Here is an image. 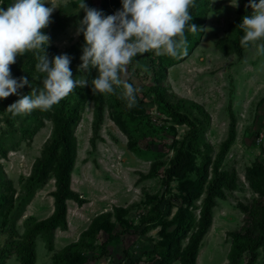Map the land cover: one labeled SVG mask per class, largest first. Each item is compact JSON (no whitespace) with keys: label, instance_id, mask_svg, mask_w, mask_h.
<instances>
[{"label":"rangeland","instance_id":"1","mask_svg":"<svg viewBox=\"0 0 264 264\" xmlns=\"http://www.w3.org/2000/svg\"><path fill=\"white\" fill-rule=\"evenodd\" d=\"M107 1L86 0V3L105 15L122 8V4L110 6ZM244 2L239 0L237 6L231 0H207V12L201 16L197 32L186 36V58L169 66L162 80L170 93L169 99L173 102L181 100L184 103L182 110L198 119L199 135L193 139L197 149V171L174 178L166 185L165 169L188 127L172 123L158 108L150 92L155 82L154 67L162 54H157L156 50L138 54L121 72L122 79L132 82L138 89L132 108L121 96L119 104H116V95L110 96L109 102L103 104L102 121L94 134L96 103L89 99L83 105L75 129L77 157L70 186L85 202L79 205L72 199L67 200L70 211L67 210V229H55L52 242L45 232L35 234L37 258L34 264H54L55 255L79 241L81 233L101 213L111 214L112 232L119 233L104 248L101 244L107 238L106 231L100 230L94 238H88L93 249L84 246L82 253L87 260L83 264H158L160 258L151 251L161 240V223L139 225L136 230L134 225L140 223L142 215L151 213L152 206L161 197V220L171 219L179 206L186 205L184 199L190 194L194 195L189 209L196 223L206 183L200 187L192 181H199L201 177L198 168L202 173L207 172V179L211 177L212 162L228 137L233 116L235 138L221 169L236 171V188L225 190L223 198H216L212 224L197 257V264L229 263L232 242L229 233L238 230L245 218L239 204H248L258 196L248 179L249 168L259 164L264 166V56L257 54L258 45L264 43V38L243 47L240 54L234 49L235 24ZM53 4L57 8L44 28L50 36L49 45L56 46L58 54H69L74 78L84 76L85 71L80 72L78 66L82 63L85 41L77 29L85 12L80 10L79 0H53ZM4 6L7 7V3ZM29 53L25 54L28 56ZM24 61L27 67H32L31 61L18 58L12 64V75L27 76L30 84L18 89L16 94L0 98V194H13L14 197L6 224H3L0 212V264L20 263L19 245L28 230L34 222L48 217L54 208L51 194L55 188L54 179L36 187L30 179L36 158L42 155L46 142L52 137L53 123L45 120L44 125L34 131L29 113L13 116L7 110L20 95L30 93L32 83L42 79L43 74L23 71L20 63ZM192 102L202 105L207 116L190 108L188 105ZM111 108L126 122L136 142V151L128 148L127 135L110 118ZM92 140L95 141L94 148ZM153 165L156 174L147 176ZM151 196L156 198L151 200ZM116 207L121 208L123 217L132 223L130 230L122 231L114 213ZM174 225L169 229H174ZM186 241L187 238L182 246ZM245 262L246 258L241 264ZM171 264L181 263L173 261ZM255 264H264V248L259 249Z\"/></svg>","mask_w":264,"mask_h":264},{"label":"trees","instance_id":"2","mask_svg":"<svg viewBox=\"0 0 264 264\" xmlns=\"http://www.w3.org/2000/svg\"><path fill=\"white\" fill-rule=\"evenodd\" d=\"M110 6L122 4V0H108ZM207 0H194L190 6L189 11L192 15V23L197 26L195 31L186 27L185 35H191L197 32L199 24H201V16L207 12ZM252 11L248 6V0H245L242 6V12L238 16L235 24L234 49L237 53H241L243 46L240 44V37L243 31L238 27L244 15ZM191 21L189 22V24ZM44 31V29H43ZM50 57L58 55L57 47L48 45L47 48ZM186 55L172 57L167 54H162L157 65L154 67V85L150 88L154 102L158 108L163 110L169 117L172 123L178 125H186L188 132L184 135L180 144L174 150L173 157L170 159L169 165L165 169L166 185L168 186L174 178L186 177L187 174L197 171L195 153L197 152L193 139L197 138L198 133V119L193 117L187 111L182 110L184 105L181 100L173 102L169 99L168 88L163 85V79L166 75V70L169 66L177 64L186 58ZM25 58L31 61L32 67H27L26 61L20 63L23 71L27 74H32L35 71L36 58L32 52L24 55H18L17 59ZM12 69L14 68L13 65ZM34 68L35 70H33ZM39 73V72H37ZM41 74V73H40ZM96 74L92 69L89 73L85 71L84 76L91 80L92 76ZM43 76V75H42ZM42 87L41 81L32 83L29 87L31 92L32 87ZM120 92V90H119ZM117 93H94L91 85L84 87H76L69 93V97H63L58 103L54 104L49 110H41L40 108L33 109L30 113V119L34 123V131L40 129L45 120H50L53 123L52 137L46 142L42 155L36 158L33 165V174L31 175L32 185L36 187L37 184H44L49 179H54V190L51 192L54 198V208L52 213L42 219L34 222L28 230L24 240L19 245L20 263L19 264H34L36 261V250L34 236L37 232H45L47 239L52 242V234L55 229H67V200L72 199L79 205L85 202V199L72 189L71 174L75 165L77 157V138L75 129L81 119V110L84 103L91 99L96 103L95 108V127L94 134L97 133L98 125L103 117V104L109 102L110 96L116 95V104H119L120 95ZM138 94V92H137ZM136 94V96H137ZM119 95V96H118ZM109 98V99H108ZM190 108L196 109L201 114L207 116L202 105L192 102L188 105ZM143 110L142 108L138 107ZM110 118L120 128V130L127 135L128 148L132 151L137 150L136 142L128 131L126 122L122 119L117 111L110 110ZM235 138V118L232 116L229 133L226 140L221 144V148L216 154L215 160L212 162V175L207 179V172L202 173L198 168L201 177L199 181H192L196 186H205V196L199 208V217L194 222V217L190 211V204L194 194H190L188 198L184 199L185 206L178 207L176 213L171 219L161 220L162 209L161 199H158L152 206V211L149 214L142 215L140 223L134 225V229L139 225H149L161 223V240L155 245L153 253L160 258L158 264H171L173 261H179L181 264H197V257L199 248L205 234L209 231L213 219V207L216 205V198H223L225 190L236 188L237 174L235 170L224 171L221 169L222 161L225 154ZM93 148L95 141L91 142ZM206 163L209 164V161ZM207 165V164H206ZM156 174L155 165L152 170L146 175L153 176ZM248 179L252 189L257 192L258 196L248 204L240 203L239 206L244 212L245 218L243 225L238 229L231 231L229 234L232 238L231 248L228 253V264H241L246 258L245 264H255L258 258V251L264 248V166L259 164L249 168ZM12 189V185H9ZM13 194H0V212L3 216V224L7 223L8 214L14 206ZM151 200L156 196H151ZM115 216L118 223L122 226V231L130 230L129 226L132 223L127 222L123 217L122 209L116 207ZM110 213H101L97 215L89 225V227L81 233L79 241L67 245L54 257V264H83L87 258L84 257V246L88 250L93 249V243H90L88 238H94L100 231L107 232V238L101 244L104 248L110 241H112L115 234L112 229L114 224L110 220ZM175 224V225H174ZM175 226L170 230L169 227ZM135 229V230H136ZM187 238L186 243L182 246V242ZM52 247V244H50ZM83 248V249H82ZM81 249V250H80ZM7 252V251H6Z\"/></svg>","mask_w":264,"mask_h":264},{"label":"clouds","instance_id":"3","mask_svg":"<svg viewBox=\"0 0 264 264\" xmlns=\"http://www.w3.org/2000/svg\"><path fill=\"white\" fill-rule=\"evenodd\" d=\"M193 3L194 0H122L121 9L105 15L86 0H79L85 15L78 22L77 33L84 36L85 42L78 68L80 72L95 70L89 80L83 75L74 78L69 54H48L50 36L43 29L57 8L53 0H0V98L16 94L30 84L27 76H13L10 65L18 55L32 52L35 68L43 74L42 87L33 86L29 94L20 95L11 103L7 110L13 116L36 108L49 110L76 87L88 85L94 93H117L119 88L118 94L132 108L138 89L122 79V70L133 57L150 50L172 57L186 55L185 29H197L189 11ZM231 3L238 6L239 0ZM248 6L252 11L238 25L243 31V47L264 38V0H248ZM257 54L264 56V43L258 45Z\"/></svg>","mask_w":264,"mask_h":264},{"label":"bare ground","instance_id":"4","mask_svg":"<svg viewBox=\"0 0 264 264\" xmlns=\"http://www.w3.org/2000/svg\"><path fill=\"white\" fill-rule=\"evenodd\" d=\"M69 211V210H68ZM70 212V211H69Z\"/></svg>","mask_w":264,"mask_h":264},{"label":"built area","instance_id":"5","mask_svg":"<svg viewBox=\"0 0 264 264\" xmlns=\"http://www.w3.org/2000/svg\"><path fill=\"white\" fill-rule=\"evenodd\" d=\"M115 13V12H114Z\"/></svg>","mask_w":264,"mask_h":264}]
</instances>
